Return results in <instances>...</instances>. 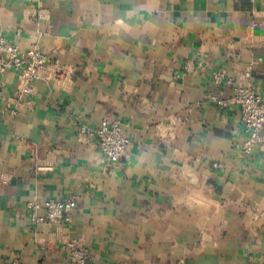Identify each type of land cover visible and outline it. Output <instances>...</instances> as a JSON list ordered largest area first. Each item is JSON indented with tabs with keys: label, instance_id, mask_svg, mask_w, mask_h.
Wrapping results in <instances>:
<instances>
[{
	"label": "crops",
	"instance_id": "obj_1",
	"mask_svg": "<svg viewBox=\"0 0 264 264\" xmlns=\"http://www.w3.org/2000/svg\"><path fill=\"white\" fill-rule=\"evenodd\" d=\"M0 33L56 64L25 97L0 73V264H68L74 239L90 264H264V149L227 83L264 96V0H0ZM104 120L117 164L80 131ZM45 200L72 223L32 224Z\"/></svg>",
	"mask_w": 264,
	"mask_h": 264
},
{
	"label": "built area",
	"instance_id": "obj_2",
	"mask_svg": "<svg viewBox=\"0 0 264 264\" xmlns=\"http://www.w3.org/2000/svg\"><path fill=\"white\" fill-rule=\"evenodd\" d=\"M21 1L32 3L43 0ZM49 67H56V64L38 46L21 50L19 46L8 42L0 33V73L12 70L19 74L20 96L32 95L34 85L45 77ZM213 76L217 83L222 82L226 77L222 71L215 72ZM227 83L233 89V100L239 106V114L244 125L245 137L240 148L244 155L249 156L256 149H264V96L238 84L232 78H229ZM212 99L220 105L223 104L215 97ZM80 131L84 135L97 137L98 146L108 164L119 163L130 144V140L124 135L120 120H104L97 129L81 126ZM76 208L75 200L32 201L27 204L28 215L34 225L70 224ZM64 249L69 256L68 264H90V250L82 240H71L64 245Z\"/></svg>",
	"mask_w": 264,
	"mask_h": 264
}]
</instances>
